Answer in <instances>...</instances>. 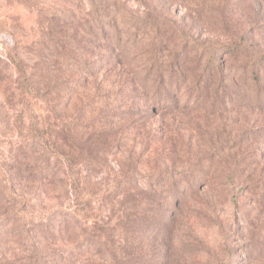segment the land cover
<instances>
[{"label": "rangeland", "instance_id": "1", "mask_svg": "<svg viewBox=\"0 0 264 264\" xmlns=\"http://www.w3.org/2000/svg\"><path fill=\"white\" fill-rule=\"evenodd\" d=\"M123 212L264 264V0H0V264L120 259Z\"/></svg>", "mask_w": 264, "mask_h": 264}, {"label": "trees", "instance_id": "2", "mask_svg": "<svg viewBox=\"0 0 264 264\" xmlns=\"http://www.w3.org/2000/svg\"><path fill=\"white\" fill-rule=\"evenodd\" d=\"M121 214H122V217L118 221L119 223H122L125 225L124 227L127 228L126 233H128L129 231L130 232L132 231L136 233L140 237L139 240H142V241L138 242L135 245L131 240V237H133V235L125 236L124 237L125 242L123 243L124 246H121L119 248L121 249V253L123 254L122 258L120 259H117V258L110 259L109 258V262H107L106 264H153L154 262H151V260L149 259V254L147 250L145 249L146 246L144 243L145 242L144 239L146 238V236L150 235V233L153 232V227H158L157 233L160 234L162 230H164L163 228H165V230H169V226L166 228V225L162 223L163 219L162 220L157 219L155 215H153V217L151 216L150 219H149V216L146 217L145 219L144 215H140L138 213L123 212ZM57 232L61 233L60 230H58ZM81 247L84 248L83 245H81L80 248ZM106 248L107 247H105V249ZM111 251H112V248H111ZM85 252H88V251H85ZM55 260L57 261V260H62V259L59 257H56ZM101 264H105V263H101Z\"/></svg>", "mask_w": 264, "mask_h": 264}]
</instances>
